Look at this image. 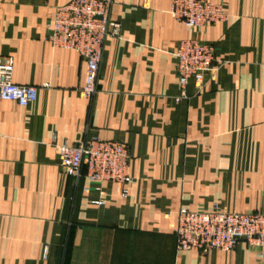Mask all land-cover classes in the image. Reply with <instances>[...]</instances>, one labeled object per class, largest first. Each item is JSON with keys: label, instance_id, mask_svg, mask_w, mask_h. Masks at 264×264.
Returning <instances> with one entry per match:
<instances>
[{"label": "crops", "instance_id": "0c3cea01", "mask_svg": "<svg viewBox=\"0 0 264 264\" xmlns=\"http://www.w3.org/2000/svg\"><path fill=\"white\" fill-rule=\"evenodd\" d=\"M68 1L0 0V58L37 88L27 106L0 98V264H264L244 240L203 253L176 239L181 208H264V0H207L228 19L192 30L172 0H115L92 99L83 57L45 39ZM188 37L216 47L219 69L177 101ZM93 137L129 147L130 183L62 171L56 145Z\"/></svg>", "mask_w": 264, "mask_h": 264}, {"label": "built area", "instance_id": "2783aa9c", "mask_svg": "<svg viewBox=\"0 0 264 264\" xmlns=\"http://www.w3.org/2000/svg\"><path fill=\"white\" fill-rule=\"evenodd\" d=\"M115 0H70L56 7L47 24L45 39L54 47L73 49L86 61L85 83L81 94L92 99L98 92L100 64L108 37L120 34L121 24L112 17ZM171 15L187 29L224 22L228 13L222 4L207 0H172ZM177 71L181 95L188 97L191 80L200 92L216 76V47L185 38L177 53ZM14 60L0 58V98L27 106L37 98V88L13 81ZM62 171L77 180L85 177L99 187L106 181L121 185L132 181L129 175V147L115 140L97 137L77 144H57ZM128 190L123 189V196ZM178 250L197 248L205 253L213 249L230 250L244 240L254 249L264 251V208L261 211H225L217 205L212 210L181 208L176 223Z\"/></svg>", "mask_w": 264, "mask_h": 264}]
</instances>
